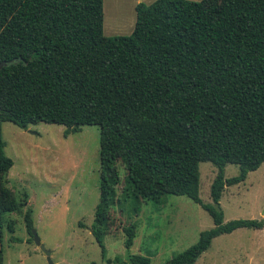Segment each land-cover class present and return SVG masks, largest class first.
Wrapping results in <instances>:
<instances>
[{
	"label": "trees",
	"instance_id": "obj_1",
	"mask_svg": "<svg viewBox=\"0 0 264 264\" xmlns=\"http://www.w3.org/2000/svg\"><path fill=\"white\" fill-rule=\"evenodd\" d=\"M134 17L128 36L106 37L102 0H0V124L60 125L63 135L97 127L89 233L100 258L118 161L135 213L140 200L172 195L211 218L193 245L164 263L194 264L214 238L264 229V219L222 222L218 205L224 186L264 162V0H154L137 3ZM3 147L0 133V264L2 215L18 207L4 185L12 162ZM199 163L216 170L208 204L198 198ZM226 165L237 166L235 177H223ZM23 220L30 235L29 210ZM122 232L128 249L134 226ZM105 264L151 263L134 254Z\"/></svg>",
	"mask_w": 264,
	"mask_h": 264
},
{
	"label": "rangeland",
	"instance_id": "obj_2",
	"mask_svg": "<svg viewBox=\"0 0 264 264\" xmlns=\"http://www.w3.org/2000/svg\"><path fill=\"white\" fill-rule=\"evenodd\" d=\"M152 1L102 0L103 36H128L134 24V6ZM64 129L43 123L25 130L9 122L0 124L3 154L12 162L4 185L18 203L16 211L2 215V264H47L26 231V210L30 211L31 230L49 252L52 264H105V260L134 254L148 258L151 264H164L212 226L208 214L184 196L164 195L158 204L140 200L135 213L123 194L125 169L116 161L119 180L113 188L115 201L109 208L111 224L103 237L101 259L89 233L98 199L99 131L95 126H83L76 133L63 135ZM197 169L198 198L208 204V188L216 170L209 163H199ZM237 173L235 165L223 169L225 179ZM218 205L222 222L264 219V162L247 173L242 183L224 186ZM129 225L134 226V238L125 249L122 229ZM194 264H264V229L220 235Z\"/></svg>",
	"mask_w": 264,
	"mask_h": 264
},
{
	"label": "water",
	"instance_id": "obj_3",
	"mask_svg": "<svg viewBox=\"0 0 264 264\" xmlns=\"http://www.w3.org/2000/svg\"><path fill=\"white\" fill-rule=\"evenodd\" d=\"M30 235L35 246H37L39 250L42 251L43 254L45 255L47 264H52L51 261L49 260V252L45 250L43 246L40 244L39 239L33 230H30Z\"/></svg>",
	"mask_w": 264,
	"mask_h": 264
}]
</instances>
